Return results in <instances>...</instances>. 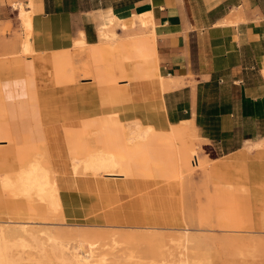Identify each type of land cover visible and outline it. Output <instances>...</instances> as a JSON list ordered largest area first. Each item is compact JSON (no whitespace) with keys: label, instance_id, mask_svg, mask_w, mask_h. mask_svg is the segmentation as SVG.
<instances>
[{"label":"crops","instance_id":"1","mask_svg":"<svg viewBox=\"0 0 264 264\" xmlns=\"http://www.w3.org/2000/svg\"><path fill=\"white\" fill-rule=\"evenodd\" d=\"M111 13L126 22L133 13H148L152 41L126 38L137 29L116 27L120 40L103 44L97 29ZM24 35L34 50L28 58L20 54ZM79 39L86 46L74 47ZM137 41L147 42L145 57L136 52ZM157 75L166 86L162 94L150 91ZM107 87L128 97L111 113L99 105ZM55 92L75 103L61 106L63 116L43 124ZM30 95L40 134L17 142L10 137L13 160L5 173L43 155L65 177L64 220L91 217L108 224L127 211L141 227L177 229L186 225L187 200L195 223L264 234V0H0V113L11 122L8 107L17 108ZM153 101L158 113L143 121L155 127L150 152L136 154L130 146L119 156L120 175L72 180L70 157L85 155L89 140L122 150V143L101 141L113 133L98 131L95 118L135 120L128 107L147 111ZM91 110L94 115L86 114ZM14 125L8 132L14 127L12 135L21 138L35 128ZM192 151L205 161L200 182L190 173ZM187 174L194 184L178 182ZM115 200L122 204L113 207ZM40 208L27 203L22 215Z\"/></svg>","mask_w":264,"mask_h":264},{"label":"rangeland","instance_id":"2","mask_svg":"<svg viewBox=\"0 0 264 264\" xmlns=\"http://www.w3.org/2000/svg\"><path fill=\"white\" fill-rule=\"evenodd\" d=\"M14 6V5H13ZM106 21V20H105ZM134 28L137 29V33H134L133 35L126 36V38L129 39H136L138 38H144L146 37V34L142 31V29L139 27V25L135 22H131L128 26L124 28H119L125 33H128L129 30H133ZM22 29V28H21ZM25 31V30H24ZM22 31V33H24ZM32 36V35H31ZM120 38L116 35V38L114 40L118 41ZM135 40V41H136ZM134 43V42H133ZM136 45L134 48H137L139 54L140 49L142 47V44L144 45L145 42H135ZM139 43V44H138ZM30 44V42L27 40L26 35L22 38L21 48H20V54L27 48V45ZM138 45V46H137ZM31 49L28 50V56H31L34 53L33 47L30 44ZM76 48H82L83 44L80 42H77V45H74ZM137 46V47H136ZM87 54L86 52H84ZM23 57V56H22ZM120 88H110L107 87L105 89L106 94V100L108 101L109 108L111 110H118L116 109L117 104L120 101L127 100L124 94V91ZM100 91V90H99ZM56 96L54 98H51V102H46V112L49 113L46 114V118L42 117L41 121L42 123H46L52 120H55L57 118H61L63 114L60 116L61 106H67L72 105L75 103L76 99L68 98L63 99V101L60 100L59 93H56ZM135 93H133L134 96ZM132 97V96H130ZM32 96L26 97L25 103L20 104L17 108H10L9 114H14L13 118L10 120L11 122H8L6 119V115H2L0 113V222L4 223L6 221H12V222H25V223H34L37 225H41L44 227H48L51 230L63 232V234L66 237H73L75 238L76 235L70 234V232H80L82 235H86L88 239H96L98 243H101L102 241L108 240V236L112 231L119 232L121 239V242H124L120 246H124V250H121V255L116 259L113 258L110 254L107 255V261L106 264H155L156 261L159 259V256L153 255L148 257H145L143 252L146 251V245L143 243H146L148 241H156V239H149V238H143V235H145V229L141 227L139 224V221H137L139 218L136 215L127 216L126 214H129L127 211L124 212L123 217H117L116 222L114 223H108L104 224L95 220H92V218H72L64 220L61 217V207L62 205L57 206L56 199L54 197V194L51 189H53L55 186H53L50 190L47 192L40 191L36 194L34 193V190H28V187H25V184L23 185L24 181L27 178V175L29 171H36L38 167H50L46 163L44 156L41 154H35L34 156H29V158H25L20 161L19 165L17 166L16 170H14L11 173H5L7 170H10L12 167V160H13V153H11V150L13 149L11 145L8 144L7 141H9L10 137L15 141H25L27 139L33 140L35 136L40 134V128L38 121H34L32 117L34 116V112L32 110V105H30V102L32 101ZM29 101V102H28ZM156 103V101H153ZM151 103L153 107L157 106L155 103ZM150 106V105H149ZM126 107V106H122ZM130 110L133 111V116L140 117L142 120L146 119V112L144 110H138L134 109L133 107H128ZM156 108V107H155ZM127 109V108H125ZM147 110V109H146ZM82 111V110H81ZM20 112H22L20 114ZM72 112V110H70ZM92 110L86 114L92 115ZM127 113V112H126ZM125 113V115H126ZM19 115L20 118H15ZM126 117V116H124ZM135 120L120 122L121 125L118 127L117 125L112 124H106L101 125L99 121L95 119L92 123H86V122H80V124H95L96 129L98 131H105V133H113L111 138L109 139H102L103 143H109L112 142L116 146L119 143H122L121 148L127 147L129 149L130 146H133V151L137 150L135 153H141L145 154L151 151L150 146V135L152 132H154V129H146L148 125H143L142 130H139L140 124H138V120L140 118H135ZM97 122V123H96ZM15 124L19 127H23L24 129L30 130L31 128H35L31 135L28 133V137H18L15 136V133L12 135L14 127L10 130L11 132H8L9 130V124ZM41 123V124H42ZM14 125V126H15ZM142 125V124H141ZM72 130V129H71ZM138 131H141L138 133ZM97 132L95 130L93 133ZM117 132V135L115 136ZM10 133V134H8ZM103 133V132H102ZM146 133V135H145ZM12 135V136H11ZM84 135L86 137H89L90 134L88 131H84ZM38 137V136H37ZM93 140H89L86 145L85 151L86 154L81 157H70L69 161V168L71 170V175L74 176V180L77 178H82L83 176H86L87 174L92 176H118L119 168L121 165H114L112 162H110V166L108 164H105L107 168H103L105 170H100L99 167H96L93 165L94 159H99V155L101 153L108 152V145H104L103 147H100L96 145ZM143 145V147H141ZM149 145V146H148ZM137 146H140L137 147ZM145 146V147H144ZM146 151V152H145ZM198 151H192V157L191 160V174L198 175L197 181H202V170L205 168V161L203 159H199L197 157ZM105 156L106 159L109 157L107 155ZM40 160V163H39ZM16 161V160H15ZM104 165V166H105ZM5 173V174H3ZM191 174H187L183 177L182 182H184L185 185H188L192 182L194 184V181L191 178ZM120 175V174H119ZM75 188L77 187L76 184H74ZM105 196H101L100 200H104ZM33 205V207H42L37 212L32 213L30 216H23L22 215V209L26 204ZM113 207H119L120 204H122L121 200H115L111 202ZM185 212L187 213L186 218V225L182 226L177 229H169V228H160L155 229V231H158V233L163 235H178L181 232L183 228H187L190 231V234L197 235V236H207L204 237L202 242L198 244L197 252L199 254V257L201 260H204L203 264H264V251L261 250H255L248 252L246 251L248 248L241 249L242 251H234L232 247H229L226 245V241L224 242V238H253V239H264V234H257L248 232L247 230H241L240 228H232V227H223V228H214L211 226H208L204 223H201L198 221L197 223L193 220V210L189 206V202L185 200L184 203ZM36 211V210H35ZM134 213V211H133ZM153 229V228H152ZM5 233L7 231H4ZM14 232L11 231L10 234V240L12 239V235ZM78 238V237H77ZM210 238H213V240H210ZM12 242V240H11ZM236 243V242H235ZM119 246V247H120ZM127 246L128 248H126ZM158 246V245H157ZM109 246L103 247L104 250H107L109 253ZM120 247V248H121ZM14 252L16 254H20L21 257L24 259L20 261L18 264H56L55 258L50 256V253L48 257L39 252L38 250L26 247V248H20L15 247ZM45 250L49 249V245H45ZM130 248L132 250V255L129 256ZM119 249V248H118ZM115 252V251H114ZM140 256V257H138ZM237 256V258H236ZM118 261H115V260ZM148 258V259H147Z\"/></svg>","mask_w":264,"mask_h":264},{"label":"bare ground","instance_id":"3","mask_svg":"<svg viewBox=\"0 0 264 264\" xmlns=\"http://www.w3.org/2000/svg\"><path fill=\"white\" fill-rule=\"evenodd\" d=\"M144 12V11H142ZM120 13V12H119ZM125 18V17H124ZM102 22L97 29V36L99 40L103 42V44H108L114 42L116 38V33L114 29L124 28L128 26L131 22H135L139 25L142 31L146 34V37L152 41L153 38V23L151 16L148 13H140L134 15L129 22L123 21L120 18L114 16L112 13L109 18L102 19ZM148 42V40H146ZM140 49V54L142 57H145L146 52V42ZM150 41V42H151ZM77 42L83 44V47L86 44L82 41V39L74 40L73 44L77 45ZM154 45V44H153ZM31 49L30 44L27 45V48L22 52L21 56L24 58H28V50ZM85 54V53H83ZM169 78V77H168ZM163 78L159 75L156 76V79L152 81L150 85V91L157 94H162V91L166 88L165 84L163 83ZM101 91L99 88L98 91ZM101 95V101H99V105L102 108H105V113L114 112L111 110L108 105V101L106 100V94L104 91ZM155 103V102H153ZM157 103V102H156ZM155 103V105H157ZM151 110L147 108V113H151L146 118L149 117L150 119L153 114H157V106L153 107L152 104ZM117 111V110H116ZM95 113L92 112V115ZM116 115V114H115ZM115 115H106L100 116L99 118H95L97 121L101 123V125L112 124L117 125L118 127L121 125L120 121L115 118ZM124 113L122 117H124ZM167 116V115H166ZM112 121V122H111ZM144 120H138L139 130H142L143 125H148L146 129H153L154 126L150 124H144ZM142 124V125H141ZM187 124V123H185ZM145 131V130H142ZM141 131H138V133ZM117 135V132L115 136ZM146 135V133H145ZM175 135V132H173ZM150 139V138H149ZM154 140L150 139V143ZM112 143V142H109ZM114 145V144H113ZM249 145V144H248ZM149 146V145H148ZM140 148V146H137ZM143 147V145L141 146ZM145 147V146H144ZM152 148V145L149 146ZM251 147V146H250ZM113 148H115L113 146ZM122 150H119L118 153L112 152L108 150L106 153H101L98 157L100 161L96 158L93 160V165L99 167L100 170H105L103 168H107L105 164L111 167L110 162L114 165H121L119 161V156L122 157L125 155V150L130 152L131 150L127 147H122ZM211 149V148H210ZM137 150H135L136 152ZM248 151V150H247ZM245 152V151H244ZM212 153V152H211ZM107 155L109 158L106 159L105 156ZM40 163V160H39ZM105 165V166H104ZM70 176L72 180H74V176L71 175V170L69 168ZM26 180L24 181L23 185L28 187V190H34V193L44 191L47 192L53 186H55L50 191L53 192L54 197L56 199L57 206L61 204V189L60 186L65 184V177H58L57 171L51 167H43L40 166L36 171H29ZM183 179L182 175H179L178 182H181ZM74 190L77 189L72 184ZM180 191V190H179ZM211 212V211H210ZM182 221V220H181ZM4 231H7L6 233ZM11 231L14 232L12 235V242L9 239ZM182 233L178 235H163L155 231V229H145V235L143 238L149 239H156V241H148L145 244L146 251L143 252L145 257H150L153 255L159 256V259L156 261L155 264H203L204 260H201L199 254L197 252L198 244L202 242L204 237L207 236H197L190 234V231L187 228H183L181 230ZM72 235H76L75 238L66 237L63 232L51 230L48 227H44L41 225H37L34 223H25V222H12L6 221L4 223L0 222V264H18L24 258L20 256V254H16L14 252L15 247L26 248L31 247L39 252L43 253L46 258L54 257L56 264H106L107 255H111L113 258H118L122 253L121 250H124V246L121 247L120 245L124 242H121L119 238V232L112 231L109 236L108 240L105 242L102 241L98 243L96 239H88L84 233L82 235L80 232H70ZM78 237V238H77ZM213 240V238H210ZM226 241V245L232 247L234 251H242L241 249L248 248L246 251L253 252L255 250L264 251V239H253V238H224V242ZM236 242V243H235ZM45 245H49V249L45 250ZM158 245V246H157ZM109 246V253L107 250H104L103 247ZM121 248H120V247ZM128 248L127 246H125ZM119 248V249H118ZM115 251V252H114ZM50 253L51 257H48ZM129 256L132 255V250L130 248ZM140 257V256H138ZM112 260H115L113 259ZM147 258V259H148ZM237 258V256H236ZM118 261V260H115ZM122 264V263H121ZM205 264V263H204Z\"/></svg>","mask_w":264,"mask_h":264}]
</instances>
